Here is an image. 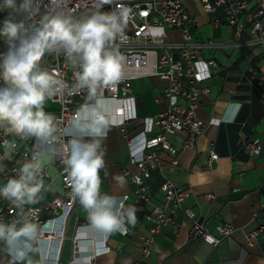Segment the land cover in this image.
<instances>
[{"label":"crops","instance_id":"obj_1","mask_svg":"<svg viewBox=\"0 0 264 264\" xmlns=\"http://www.w3.org/2000/svg\"><path fill=\"white\" fill-rule=\"evenodd\" d=\"M207 15L208 21L201 25L192 15L191 29L199 41L211 40L223 46H211L203 51L204 57L216 59L218 69L204 83L208 92L202 94L198 101L196 113L204 121L205 130L197 138L195 148L185 146L183 134L171 135L170 140L177 148L178 164L168 166L169 155L161 153L160 168L152 170L147 180L151 201L136 204L132 198V185L121 174L122 168L130 172H135L136 168L130 162L129 149L119 128L111 124L112 128L103 142L106 155L105 168L100 171L101 192L119 199L128 194L125 205L136 207L137 223L134 227L129 225L130 232L127 234L114 230L107 236L98 229L83 230L78 235L79 250L74 253L76 226L88 219V213L76 199L59 245L60 263L74 260L75 264H264V238L253 246L245 242L246 233L264 222L261 217H254L264 199V85L257 86L243 75L249 67L264 75V49L233 45L238 40L225 24L223 15L218 14L222 20L218 28L210 27L212 15ZM4 17L0 16V51L5 40L2 33ZM205 28L210 31H205ZM169 36L176 41L180 39L178 30H170ZM246 37L243 35L242 39ZM166 85L167 82L158 77H140L133 81L138 117L128 124L129 131L139 130L144 117L156 115L165 109V101L156 102V98L161 97ZM111 107L108 105V108ZM45 111L56 115L58 105L46 100ZM67 133L71 137L79 135L73 122L67 127ZM253 137L260 140L262 148L259 154H252L246 146ZM25 146V142L20 143V147ZM211 150L218 154V159L212 167H208L206 160ZM48 159L50 173L55 174L57 169L53 155L49 153ZM13 160L14 156L5 163L9 165ZM164 177L183 188L185 197L181 207L191 208L210 231L213 232L219 223H228L233 227L232 232L220 238L214 246L202 239H191L188 237L190 221L179 209L175 217L177 225L168 224L155 234L150 245L151 253L144 257L140 248L143 238L149 235L144 214L153 205L161 203L160 185ZM121 181L126 183L122 184ZM4 183L6 181L0 178V186ZM61 193V180L56 178L49 184L44 197L52 198ZM207 195L212 197L208 199ZM3 201L0 198V204ZM105 237L109 250L96 255L95 250ZM54 243L58 244L56 241ZM31 245L33 248L27 253L23 264H28L29 260L33 264H42L39 249L48 246H40L36 240ZM12 260L5 246L0 244V264H12ZM51 263L47 261V264Z\"/></svg>","mask_w":264,"mask_h":264},{"label":"built area","instance_id":"obj_2","mask_svg":"<svg viewBox=\"0 0 264 264\" xmlns=\"http://www.w3.org/2000/svg\"><path fill=\"white\" fill-rule=\"evenodd\" d=\"M199 1L202 10L212 15L210 21L212 28H218L222 24L218 14L223 15L225 24L232 30L233 37L238 40L233 45H251L264 49V0ZM117 2L128 11L123 34L115 41L122 57V75L117 82L103 89L101 104L106 105L111 124L119 128L120 135L129 149L130 162L136 168L135 172H130L127 168L121 169L122 176L132 185L133 202L146 204L152 198L147 180L152 170L160 168L161 153L169 155L168 166L173 167L178 164L177 148L170 140V136L181 133L185 137V146L195 148L197 138L205 130V123L198 118L196 110L200 96L208 92L204 83L218 69V62L214 58L204 57L203 51L208 47L223 46V44L211 40L202 42L197 39L191 29L193 17L184 0H117ZM48 3L49 0H43L42 12L47 8ZM95 3L96 0H68L65 11H70L77 17H86L94 10ZM114 7L115 4H106L102 10L108 11ZM5 15L6 13L0 12V16ZM170 30H178L180 39L177 41L171 39ZM243 35L247 37L242 39ZM42 63L53 76L64 82L62 85L64 91L49 99L58 105L55 116L62 129L60 139L55 144H50L34 138L22 141L19 138L7 137V139H16L18 149L11 164L7 165L3 161L6 169L0 173V178L7 182L9 178L15 177L20 164L33 151L53 155L57 170L55 174H51L49 165H46L44 185L47 190L49 184L59 178L62 193L52 198H45V190L41 193L42 199L38 203L27 205L26 208L34 210L30 215L39 225L37 243L40 246H48L39 249L42 264H47L48 260L52 262L51 264H75L74 260L59 262V245L76 200L66 180L61 157L67 154V141L71 138L67 133V127L73 122L78 106L86 102L87 93L84 90L76 91L74 88L76 81L73 69L64 62L63 56H45ZM243 75L257 86L264 85V75L250 67ZM140 77H158L167 82L161 97L156 98V102L165 101L166 106L156 115L144 117L141 128L131 132L127 126L138 117L132 83ZM108 105H112L113 108H108ZM4 139L3 133H0V143ZM21 142H25L26 146L20 147ZM246 146L252 154H259L262 148L259 138L256 137L249 139ZM2 154L3 149L0 148V155ZM208 155L206 164L212 167L218 159V154L211 150ZM160 190L161 203L153 205L144 214L149 231V235L143 238L140 248L144 257L151 253L150 245L155 234L168 224L177 225L175 217L179 209L190 221L188 237L191 239H202L214 246L220 238L232 232L233 227L228 223L215 225L212 232L191 208H182L185 192L169 178L164 177ZM211 197L207 195L208 199ZM128 198L129 195L125 194L120 200L125 203ZM17 214L18 210L7 201L0 204V218L5 222L13 220ZM262 214H264V199L261 200L259 210L254 213V217L260 218ZM91 228L96 229L88 219L76 226V235L73 239L74 253L79 250V233ZM117 230L123 234L130 232L128 224L125 228ZM261 238H264V222H260L257 228L246 233L245 242L248 246H253ZM106 239L107 237L102 239L101 245L97 246L96 255L109 250V246L105 244ZM54 241L58 244L56 245ZM16 247L26 255L33 248L22 240L17 242ZM6 252L8 253L7 250Z\"/></svg>","mask_w":264,"mask_h":264},{"label":"clouds","instance_id":"obj_3","mask_svg":"<svg viewBox=\"0 0 264 264\" xmlns=\"http://www.w3.org/2000/svg\"><path fill=\"white\" fill-rule=\"evenodd\" d=\"M106 4L115 7L103 11ZM67 5L68 0H49L42 12L43 0L0 2V12L6 13L0 51V133L5 137L0 143V173L6 169L3 161H11L18 149L16 139L7 137L50 144L60 139L58 118L45 111V101L62 93L64 82L42 61L45 56H63L73 69L74 88L87 93L86 102L78 106L73 117L79 135L67 141V154L61 157L63 171L72 196L88 213L91 225L110 233L137 223L136 207L101 192L100 176L105 168L103 142L112 128L106 105L101 104L102 92L122 75V57L115 41L123 34L128 11L117 0H96L94 10L86 17H77L65 11ZM48 156L47 152L33 151L20 164L17 175L0 186V198L18 210L13 220L0 218V244L13 256L12 264H23L27 258L17 249V242L30 246L37 239L39 225L30 215L34 210L26 206L38 203L46 190Z\"/></svg>","mask_w":264,"mask_h":264},{"label":"rangeland","instance_id":"obj_4","mask_svg":"<svg viewBox=\"0 0 264 264\" xmlns=\"http://www.w3.org/2000/svg\"><path fill=\"white\" fill-rule=\"evenodd\" d=\"M185 4L189 7L190 14L195 17V21L198 25L206 23L209 19L207 13H205L202 8L199 0H186ZM212 28V26H210ZM203 28H201L202 30ZM205 31H210L209 28H205ZM204 30V29H203ZM174 39L173 37H171Z\"/></svg>","mask_w":264,"mask_h":264},{"label":"water","instance_id":"obj_5","mask_svg":"<svg viewBox=\"0 0 264 264\" xmlns=\"http://www.w3.org/2000/svg\"><path fill=\"white\" fill-rule=\"evenodd\" d=\"M261 218H264V214L261 215Z\"/></svg>","mask_w":264,"mask_h":264}]
</instances>
